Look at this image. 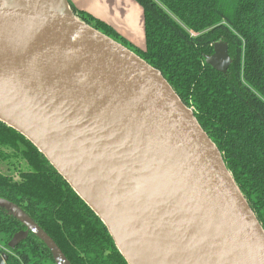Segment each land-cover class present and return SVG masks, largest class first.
<instances>
[{
    "label": "water",
    "instance_id": "95a60500",
    "mask_svg": "<svg viewBox=\"0 0 264 264\" xmlns=\"http://www.w3.org/2000/svg\"><path fill=\"white\" fill-rule=\"evenodd\" d=\"M214 49L207 64L227 73V45ZM0 122L47 158L128 264H264V229L193 110L69 0H0ZM0 206L27 226L10 249L33 232L70 264L19 208Z\"/></svg>",
    "mask_w": 264,
    "mask_h": 264
},
{
    "label": "trees",
    "instance_id": "16d2710c",
    "mask_svg": "<svg viewBox=\"0 0 264 264\" xmlns=\"http://www.w3.org/2000/svg\"><path fill=\"white\" fill-rule=\"evenodd\" d=\"M144 12L145 48L91 13L76 17L159 70L223 155L264 229V0H135ZM231 65L207 64L215 45ZM24 166V168H21ZM12 173V174H10ZM0 199L33 221L70 264H128L109 230L26 137L0 122ZM0 206V258L6 264H57L33 232Z\"/></svg>",
    "mask_w": 264,
    "mask_h": 264
},
{
    "label": "crops",
    "instance_id": "0c3cea01",
    "mask_svg": "<svg viewBox=\"0 0 264 264\" xmlns=\"http://www.w3.org/2000/svg\"><path fill=\"white\" fill-rule=\"evenodd\" d=\"M78 10L91 13L107 22L130 42L145 40L143 8L135 0H69Z\"/></svg>",
    "mask_w": 264,
    "mask_h": 264
},
{
    "label": "rangeland",
    "instance_id": "374dc122",
    "mask_svg": "<svg viewBox=\"0 0 264 264\" xmlns=\"http://www.w3.org/2000/svg\"><path fill=\"white\" fill-rule=\"evenodd\" d=\"M144 42H145V40H144ZM133 44L134 45H136V46H138V47H141V48H145V43H144V45H140L141 43H135V42H133ZM21 168H24V166H21ZM10 174H12V173H10Z\"/></svg>",
    "mask_w": 264,
    "mask_h": 264
}]
</instances>
